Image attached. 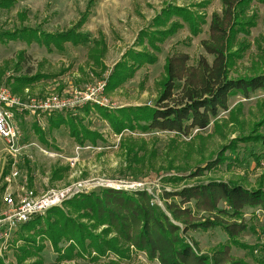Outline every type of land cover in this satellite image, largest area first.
Masks as SVG:
<instances>
[{
	"label": "rangeland",
	"instance_id": "1",
	"mask_svg": "<svg viewBox=\"0 0 264 264\" xmlns=\"http://www.w3.org/2000/svg\"><path fill=\"white\" fill-rule=\"evenodd\" d=\"M3 1L0 3L5 4ZM199 3L200 0H93L92 4L89 0H13L6 7L0 6V86L12 90L17 83L16 78L42 75L16 94L23 97L28 91L31 96L43 97L50 93L65 95L83 89L106 79L113 65L121 59V54L131 48L139 30L148 27L167 5L200 12L206 23L201 26L199 35L190 36L184 27L167 38L153 65L140 68L122 87L108 92L105 89L106 99L115 108H102L113 111L119 107L153 105L169 54L186 53L190 65L200 55L211 61L200 42L208 37L212 13L221 12V1L212 0L206 7L197 6ZM252 10L258 15L257 24L249 36L252 45L231 70V77L251 73L252 61L258 60L255 40L264 34V4L253 3ZM83 14H86V20L79 28L86 38L83 44L74 46L66 42L62 51L53 46L49 50L27 36L34 30L43 34L65 31L73 27ZM140 48L137 45V49ZM85 107H89L87 113L83 107L67 114L77 116L81 123L101 136L102 141L95 145H77L65 126L50 129L47 123L49 116L42 124L29 115L19 118L21 144L26 148L17 157V184L26 179L36 194L78 183L82 184L83 191L94 192L115 186L126 191L146 189L154 197L155 206L165 210L161 199L163 190L174 191L183 185L210 179L241 181L246 186H256L260 180L264 181V145L259 143L239 142L235 153L224 152L231 160L218 163L211 169L204 168L208 162L216 160L221 148L231 139L248 135L253 125L264 118V91H256L248 99L240 96L229 99V109L235 111L238 122H230L226 126L222 121L228 119V112H221L217 130L211 124L204 131L194 130L187 136L155 130H124L121 134H114L92 105ZM258 131L264 133V125L259 126ZM127 146L133 149L132 154L137 153L141 158L126 155L124 147ZM10 163L4 151V141L0 138V194L4 186L2 177L10 171ZM199 168L203 174L189 178V173ZM178 176L186 178L172 182L171 178ZM244 213L247 229L237 239L258 250L252 256L246 250L231 245L230 253L248 264H258L256 259L264 260V253L259 250L264 245V211L245 209ZM21 233L18 227L9 252L0 257V264H104L108 261H113V264H157L147 260L143 253L133 251L127 259H116L107 254L99 261L84 257L59 262L49 242L40 238H37V245H41L42 250L35 253L32 246H28L35 254L19 262L20 249L26 246ZM186 237L197 244L201 253H210L228 241L220 228L191 230Z\"/></svg>",
	"mask_w": 264,
	"mask_h": 264
},
{
	"label": "trees",
	"instance_id": "2",
	"mask_svg": "<svg viewBox=\"0 0 264 264\" xmlns=\"http://www.w3.org/2000/svg\"><path fill=\"white\" fill-rule=\"evenodd\" d=\"M211 1L200 0L197 6L206 7ZM220 1L221 12L212 13L208 37L200 42L211 61L200 55L190 65L186 53L174 52L165 59L164 76L153 105L119 107L113 111L93 106L112 133L155 130L187 136L194 130L204 131L211 124L217 130L221 112H228V119L222 121L226 126L230 122H238L235 111L229 109L230 98L240 96L248 99L256 91H264V34L255 40L258 60L252 61L251 73L230 76L231 70L252 45L249 36L258 19L252 10L253 3L264 4V0ZM3 2L5 4L0 3V6L6 7L13 0ZM92 3L93 0H89V4ZM200 14L180 6L164 7L148 27L138 32L131 48L113 65L106 78V91L122 87L140 68L153 65L161 45L179 29L186 27L190 36L199 35L201 26L206 23ZM85 20L86 14H83L73 27L65 31L43 34L34 30L27 36L49 50L53 46L62 51L66 42L74 46L85 42V35L79 31ZM137 45L141 48L137 49ZM41 76L16 78L12 91L16 93ZM82 110L87 113L89 107ZM47 123L50 129L67 127L70 137L79 146L102 141L96 131L90 130L72 114H52ZM261 125H264V118L253 125L248 135L231 139L221 148L216 160L208 162L204 168L211 169L218 163L231 160L224 152L235 153L239 142L264 145V133L258 131ZM124 148L126 155L141 158L137 153L132 154L131 147ZM201 174L199 168L188 176L194 178ZM184 178L178 176L171 180L175 183ZM161 199L165 210L155 206L154 197L146 189L126 191L110 187L99 192L75 194L61 206L53 207L20 226L26 246L20 249L22 255L18 256V261L42 250V246L37 245V238L49 242L59 262L84 257L99 261L107 254L116 259H127L133 251L143 253L147 260L157 264H248L231 255L230 246L244 249L252 256L257 252L256 247L237 238L247 229L245 209L264 211V181L260 180L256 186H246L241 181L210 179L183 185L174 191L163 190ZM213 228L222 229L228 241L210 253H201L197 244L186 237L188 231ZM28 246H32L35 253ZM259 250L264 253V245ZM256 262L264 264L262 259H256ZM104 264H113V261Z\"/></svg>",
	"mask_w": 264,
	"mask_h": 264
},
{
	"label": "built area",
	"instance_id": "3",
	"mask_svg": "<svg viewBox=\"0 0 264 264\" xmlns=\"http://www.w3.org/2000/svg\"><path fill=\"white\" fill-rule=\"evenodd\" d=\"M105 89L106 79H102L65 95L50 93L34 97L26 91L22 97L8 87L0 86V138L4 141L5 154L11 160L10 171L3 176V181L10 185L19 176L16 160L26 148V145L21 144L22 134L18 126L20 117L29 115L35 122L42 124L46 116L75 112L86 105L115 108L106 99ZM83 190L82 184L78 183L49 189L43 194H36L26 186H22L15 196L10 191L4 193L3 206L0 208V257L9 252L13 234L18 227L35 216L44 215L53 207L61 206L64 201Z\"/></svg>",
	"mask_w": 264,
	"mask_h": 264
},
{
	"label": "crops",
	"instance_id": "4",
	"mask_svg": "<svg viewBox=\"0 0 264 264\" xmlns=\"http://www.w3.org/2000/svg\"><path fill=\"white\" fill-rule=\"evenodd\" d=\"M140 31V30H139ZM135 39L136 38H134L133 39V41H135ZM133 43V42H132ZM131 45V44H130ZM123 54V53H122ZM121 54V55H122ZM16 165H17V160H16ZM3 178V177H2ZM19 177H17V179L12 183V184H10V185H7L4 181V186H2L1 187V189H2V191H1V194H0V208L3 206V204H2V197H3V195H4V193H6L7 191H10V192H12L13 194H14V196L15 195H17L19 192H20V189H21V187L22 186H26L27 188H29V189H31L28 185L29 184H27L26 182H25V180L24 181H20V184H17V180H19L18 179Z\"/></svg>",
	"mask_w": 264,
	"mask_h": 264
}]
</instances>
